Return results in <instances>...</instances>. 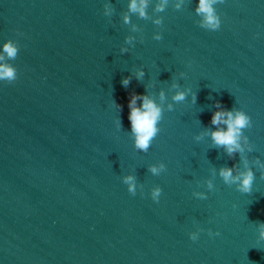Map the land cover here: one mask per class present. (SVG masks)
Segmentation results:
<instances>
[{"label":"clouds","instance_id":"1","mask_svg":"<svg viewBox=\"0 0 264 264\" xmlns=\"http://www.w3.org/2000/svg\"><path fill=\"white\" fill-rule=\"evenodd\" d=\"M170 2L175 10H182L186 0H156L152 7L155 17L149 14L148 9L152 5L153 0H129L127 4V12L122 16V22L124 25H131L130 31L133 33H141L142 29L133 24L130 14H134L138 19L145 21H151L157 27L163 26V17L158 15L165 12ZM224 0H198L196 3L194 12L199 19L196 21L197 25L207 31H218L221 28V17L217 11V5L223 4ZM115 8L112 3L106 2L103 5V16L108 17L109 20L113 16ZM153 39L160 41L162 35L159 31L153 34ZM136 36L128 35L124 38V45L120 48L121 54L128 53L130 48L135 47ZM140 42H143V36L139 37ZM20 51V45L18 41L8 39L2 45L0 49V82L6 84L14 83L18 78L17 68L10 61H15ZM133 75L137 81L143 82L145 77V71L143 68H136L133 71ZM180 77H184L185 73L180 72ZM132 75L122 78L121 84L127 88L131 82ZM147 94H130L128 101L129 116L131 130L130 135L133 139V146L136 151L147 153L151 147L154 139L161 131L158 126L163 119L165 110L172 111L174 103H183L188 95L191 93L190 88H184L181 90V86L177 82H173L169 88L171 95V103L168 102V97L163 89L158 93L159 102L156 97ZM174 90V92H173ZM211 99V97H209ZM193 102L196 103V93L192 96ZM140 101L141 103H137ZM116 107L122 111V106L116 104ZM215 111L212 114L210 124L215 126V129L204 128L198 135L194 137L196 141H202L205 137H209L214 148L223 149L225 154L234 159L236 154H239V164H234L232 167L226 165L221 166L218 169V175L222 179L223 183L229 187L235 186L236 190L241 193H251L252 186L255 180V174L253 167L250 166L247 153L253 151V146L249 142V138L245 135V129H251L252 119L242 109L235 106L228 110L222 106L220 102H216ZM117 127L122 128L121 119L117 122ZM242 165V167H241ZM251 165H254L260 170L261 179H264V163L259 158L251 161ZM152 175L159 176L161 173L167 171V166L163 162L156 164H150L147 169ZM212 177L217 175V169H211ZM122 183L127 186V191L130 195L136 196L137 191L143 195L144 185L137 182V177L134 174H127L121 177ZM208 191H214L213 179H207L204 181ZM162 188L160 186H154L150 190L151 199L154 202H159L162 195ZM192 195L198 199H207L205 192L194 191ZM258 241H264V222H257ZM203 231L202 228H197L196 231L189 233V239L193 242L199 238V233ZM208 235L219 236L220 233L212 232L208 230Z\"/></svg>","mask_w":264,"mask_h":264}]
</instances>
